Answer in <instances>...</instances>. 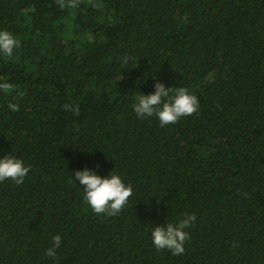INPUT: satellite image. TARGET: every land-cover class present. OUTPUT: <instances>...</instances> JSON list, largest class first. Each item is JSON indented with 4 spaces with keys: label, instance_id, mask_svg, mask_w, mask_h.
Masks as SVG:
<instances>
[{
    "label": "trees",
    "instance_id": "trees-1",
    "mask_svg": "<svg viewBox=\"0 0 264 264\" xmlns=\"http://www.w3.org/2000/svg\"><path fill=\"white\" fill-rule=\"evenodd\" d=\"M5 29L0 158L31 170L0 182V264H264V0H0ZM157 80L197 113L138 117ZM84 168L132 185L118 215L87 205ZM189 214L185 253L157 252L154 228Z\"/></svg>",
    "mask_w": 264,
    "mask_h": 264
},
{
    "label": "clouds",
    "instance_id": "clouds-1",
    "mask_svg": "<svg viewBox=\"0 0 264 264\" xmlns=\"http://www.w3.org/2000/svg\"><path fill=\"white\" fill-rule=\"evenodd\" d=\"M82 2L83 0H56L57 7L60 9H75ZM88 2L91 3L92 0H88ZM20 45V40L10 31L0 30V53L11 57ZM127 59L125 58L126 63ZM11 87L7 82L0 83V90L5 93H8ZM154 88L155 91L151 94L135 95L132 108L140 118L157 117L161 127L175 124L182 117L194 115L200 107L199 98L186 87H176L173 91L172 87H166L157 80ZM63 107L65 111L79 112L78 105L65 104ZM8 108L11 111H18L19 105L9 103ZM30 170V165L25 166L24 162L15 156L8 154L0 158V182L11 180L17 185L22 184ZM73 177L83 187L84 199L97 215L106 214L109 217L118 215L125 208L133 194L132 185L125 184L121 176L114 172L107 177H102L95 171L84 168L83 170H76ZM195 220V214H189L185 215L176 224L167 223L166 225L156 226L151 236L157 252L167 249L174 256L183 255L185 253V243L190 239L186 229ZM61 243V235L52 236L51 245L46 249L45 255L48 258L57 259V249L60 248Z\"/></svg>",
    "mask_w": 264,
    "mask_h": 264
}]
</instances>
